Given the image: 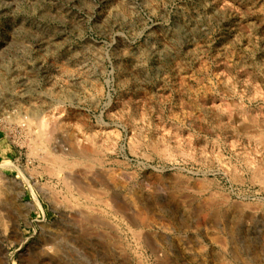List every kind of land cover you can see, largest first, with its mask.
<instances>
[{
    "label": "rangeland",
    "instance_id": "374dc122",
    "mask_svg": "<svg viewBox=\"0 0 264 264\" xmlns=\"http://www.w3.org/2000/svg\"><path fill=\"white\" fill-rule=\"evenodd\" d=\"M262 176L264 0H0V264H264Z\"/></svg>",
    "mask_w": 264,
    "mask_h": 264
},
{
    "label": "bare ground",
    "instance_id": "6f19581e",
    "mask_svg": "<svg viewBox=\"0 0 264 264\" xmlns=\"http://www.w3.org/2000/svg\"><path fill=\"white\" fill-rule=\"evenodd\" d=\"M41 134V133H40ZM42 137V136H41ZM77 151H79V150H77ZM85 153V152H84ZM83 154V153H82ZM86 154V153H85ZM41 156V155H40ZM43 156V155H42ZM55 156V155H54ZM83 155H81V157H82ZM84 156H86V155H84ZM59 157V156H58ZM80 157V156H79ZM84 158V157H83ZM90 159V158H89ZM50 160L48 159V162H49ZM51 162V161H50ZM50 162H49V165H50ZM78 162V161H77ZM52 163L54 164V167L53 168H55V170H53V168H52V171H51V169L49 170V172L51 171L52 173H53V175L54 174H58V171L60 170V168H62V167H67V165H69V164H66V162L65 161H63L62 159H58L57 158V156H56V158L55 159H53L52 160ZM53 166V165H52ZM50 167H51V165H50ZM71 170V169H70ZM82 173V172H81ZM78 175V174H77ZM83 176V175H82ZM68 177V176H67ZM260 178V177H259ZM261 179V178H260ZM261 181V183L262 182H264V178H263V176H262V179L260 180ZM66 183V182H65ZM264 184V183H263ZM201 186V185H200ZM198 188V187H197ZM196 193H198V194H202L203 195V193H204V190H202V188H200L198 191H196ZM208 194V193H207ZM207 200V199H206ZM116 203V202H115ZM115 207V206H114ZM121 209H123L122 208V206H121ZM114 210V209H113ZM136 210V209H135ZM121 211V210H120ZM125 213V212H124ZM135 213H137V212H135ZM140 214V213H139Z\"/></svg>",
    "mask_w": 264,
    "mask_h": 264
}]
</instances>
